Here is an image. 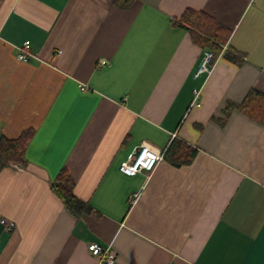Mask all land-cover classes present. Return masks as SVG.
<instances>
[{"label": "crops", "instance_id": "1", "mask_svg": "<svg viewBox=\"0 0 264 264\" xmlns=\"http://www.w3.org/2000/svg\"><path fill=\"white\" fill-rule=\"evenodd\" d=\"M187 8L229 29L239 64L219 54L196 73ZM251 88L264 92V0H0V135L31 131L25 163L0 171V264H97L91 242L118 264H264V123L224 118ZM173 138L189 163L119 169ZM62 169L89 212L53 191Z\"/></svg>", "mask_w": 264, "mask_h": 264}, {"label": "trees", "instance_id": "2", "mask_svg": "<svg viewBox=\"0 0 264 264\" xmlns=\"http://www.w3.org/2000/svg\"><path fill=\"white\" fill-rule=\"evenodd\" d=\"M131 1L133 0H115L116 3L122 6H127ZM178 24L189 31L195 44L212 52L209 65L213 63L219 54L236 64L241 62L239 55L235 54L230 48L222 51V44L227 41L230 31L211 15L204 11L187 8L181 14ZM232 110H237L259 123H264V92L251 88L239 103L228 102L224 108V118ZM224 118L219 119L218 122L223 124ZM30 137V130H25L14 138L0 135V171L13 162L25 163L24 153ZM195 152L194 147L180 139L173 138L163 156L170 163L181 165L189 163ZM56 180V184L52 186L53 191L62 200L68 211L76 216L90 211V206L78 199L69 189L71 178L65 169L59 172Z\"/></svg>", "mask_w": 264, "mask_h": 264}, {"label": "built area", "instance_id": "3", "mask_svg": "<svg viewBox=\"0 0 264 264\" xmlns=\"http://www.w3.org/2000/svg\"><path fill=\"white\" fill-rule=\"evenodd\" d=\"M30 56V42L29 40H24L17 46L16 57L21 61H27ZM211 59L212 52L209 49H203V53L196 73L209 70L208 67ZM100 63L103 64L104 61L101 60ZM81 89H84L83 85H81ZM194 93L196 97L197 91L194 90ZM162 156V153H156L146 145H139L135 147L132 153L129 154V156L120 163L119 169L129 175L143 172L145 173L146 177H148L155 169ZM137 195L138 193L133 192L129 196V199L131 201L135 200ZM2 222L4 223L6 229H12L13 223L11 221L2 219ZM87 249L92 255L96 256L97 264H118L115 258V254L112 251L110 245L101 246L96 242H91L88 243Z\"/></svg>", "mask_w": 264, "mask_h": 264}]
</instances>
